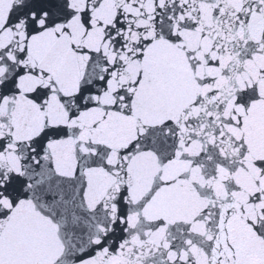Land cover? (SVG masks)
Here are the masks:
<instances>
[{"label":"snow or ice","instance_id":"6c2138e0","mask_svg":"<svg viewBox=\"0 0 264 264\" xmlns=\"http://www.w3.org/2000/svg\"><path fill=\"white\" fill-rule=\"evenodd\" d=\"M0 264H264V0H0Z\"/></svg>","mask_w":264,"mask_h":264}]
</instances>
